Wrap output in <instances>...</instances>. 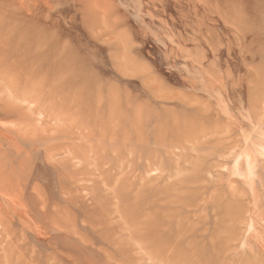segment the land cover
Returning <instances> with one entry per match:
<instances>
[{
  "label": "rangeland",
  "instance_id": "374dc122",
  "mask_svg": "<svg viewBox=\"0 0 264 264\" xmlns=\"http://www.w3.org/2000/svg\"><path fill=\"white\" fill-rule=\"evenodd\" d=\"M0 264H264V0H0Z\"/></svg>",
  "mask_w": 264,
  "mask_h": 264
}]
</instances>
